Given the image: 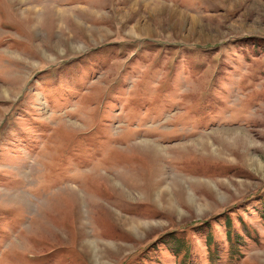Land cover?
Segmentation results:
<instances>
[{
    "label": "rangeland",
    "instance_id": "rangeland-1",
    "mask_svg": "<svg viewBox=\"0 0 264 264\" xmlns=\"http://www.w3.org/2000/svg\"><path fill=\"white\" fill-rule=\"evenodd\" d=\"M0 264H264V0H0Z\"/></svg>",
    "mask_w": 264,
    "mask_h": 264
}]
</instances>
